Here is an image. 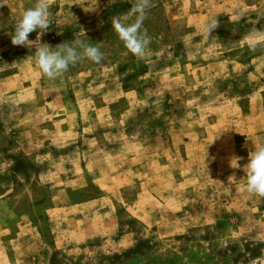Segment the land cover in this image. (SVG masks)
Wrapping results in <instances>:
<instances>
[{
	"label": "rangeland",
	"instance_id": "rangeland-1",
	"mask_svg": "<svg viewBox=\"0 0 264 264\" xmlns=\"http://www.w3.org/2000/svg\"><path fill=\"white\" fill-rule=\"evenodd\" d=\"M4 2L0 264H264V199L230 165L264 146V0H153L147 60L112 27L134 0H53L40 43L104 55L55 81L11 43L36 0Z\"/></svg>",
	"mask_w": 264,
	"mask_h": 264
},
{
	"label": "clouds",
	"instance_id": "clouds-1",
	"mask_svg": "<svg viewBox=\"0 0 264 264\" xmlns=\"http://www.w3.org/2000/svg\"><path fill=\"white\" fill-rule=\"evenodd\" d=\"M53 0H36L33 7L26 9L15 25L11 43L14 46L35 48L34 60L42 78L55 81L61 78L70 66H75L80 60L88 59L99 64L104 55L96 45L75 39L72 42H63L55 47L46 43H40V37L48 31L51 26V12ZM4 0H0V6H4ZM154 6L153 0H134L131 8V16L134 17L130 23H122L119 18H113L112 27L118 38L123 42L126 49L138 60L149 59V45L151 37L147 30L143 29V23L147 19L150 9ZM98 7V4H97ZM96 8L86 11H96ZM219 26L216 16L211 17L205 24L203 32L206 37ZM83 31V30H82ZM37 32L35 41L29 39V34ZM84 33V31H83ZM85 34V33H84ZM257 37H264V30L253 31L249 37V48L253 51L260 41ZM39 46H35V42ZM226 129L224 132H227ZM241 157H235L230 165L233 169L241 168L244 172V190L250 198L261 202L264 199V146L248 154V162L241 166L238 161ZM234 180L235 176H230Z\"/></svg>",
	"mask_w": 264,
	"mask_h": 264
}]
</instances>
